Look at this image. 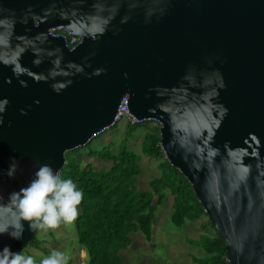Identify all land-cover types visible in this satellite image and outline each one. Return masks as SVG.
<instances>
[{
	"label": "water",
	"instance_id": "water-1",
	"mask_svg": "<svg viewBox=\"0 0 264 264\" xmlns=\"http://www.w3.org/2000/svg\"><path fill=\"white\" fill-rule=\"evenodd\" d=\"M0 4L29 18L16 24V36L46 34L21 59L30 69L20 76L27 87L0 65V100H9L0 127V173L10 158L20 160L15 179L0 174V192L7 196L26 186L42 163L61 173L68 152L115 126L127 97L133 117L158 122L165 159L187 179L225 241L227 263L264 264V0ZM51 29L81 41L71 49L49 36ZM57 48L65 63L85 69L59 95L37 79L52 67L56 57L49 52ZM34 59L43 63L35 66ZM98 68L106 72L91 75ZM55 71L52 79L63 77ZM36 238L26 226L20 241L0 236V249L20 251Z\"/></svg>",
	"mask_w": 264,
	"mask_h": 264
},
{
	"label": "trees",
	"instance_id": "trees-1",
	"mask_svg": "<svg viewBox=\"0 0 264 264\" xmlns=\"http://www.w3.org/2000/svg\"><path fill=\"white\" fill-rule=\"evenodd\" d=\"M144 126L147 130L142 141V154L155 159L161 172L159 178L150 182L151 190L145 192L137 188L142 157L128 148L129 140ZM159 130V124L150 121L137 125L129 123L117 153H114L112 143L101 151L90 150V157L112 164L108 170L97 171L91 165L82 167L78 153L88 145L66 154V165L60 174L71 177L84 193L74 228L78 245L87 253L86 264H125L122 253L132 245L130 236L140 233L147 242L151 241L157 210L168 194L173 198L171 223L175 228L181 229L188 222L205 219L202 227L214 229L187 179L165 159ZM98 138L99 135L92 140ZM214 231V236L203 235L189 241L191 246L206 253L201 258L192 256L195 264H228L226 243ZM30 246L44 251L38 238Z\"/></svg>",
	"mask_w": 264,
	"mask_h": 264
},
{
	"label": "clouds",
	"instance_id": "clouds-1",
	"mask_svg": "<svg viewBox=\"0 0 264 264\" xmlns=\"http://www.w3.org/2000/svg\"><path fill=\"white\" fill-rule=\"evenodd\" d=\"M26 11L32 12L31 6ZM46 11L51 12V9ZM28 20L27 16H18L15 10L5 8L0 4V65L11 68L22 87L28 85L26 81L20 79V76L30 71L21 64L23 55L36 50L38 42L42 43L46 40L44 33H38L33 37L16 36V24H26ZM75 31L77 34L86 36L94 34L91 31L84 32L79 28ZM13 40L16 41L15 44ZM49 55L56 57L49 61L52 67L46 74H37V79L46 83L50 82L52 91L59 95L72 85L73 77L85 74V69L84 66L72 61L65 63L61 49L51 50ZM41 63L43 61L40 59L33 60L35 66ZM72 69L75 71H71ZM55 70L62 71L63 77L52 79L57 76ZM105 72L106 69L98 68L91 75L98 76ZM10 81L9 79L7 82ZM223 86L222 81L221 87ZM35 103L39 104V101ZM8 104L7 98L0 100V127L4 126V114ZM20 112L21 115L28 114L24 109ZM227 112L228 109L223 108V114L226 115ZM8 126L11 127V122ZM19 170L20 160L12 157L9 159L7 169L0 174L9 179H15ZM83 199V191L78 188L71 177L66 178L50 164L42 163L26 186L9 192L7 196L0 192V236L7 235L12 240L20 241L24 238L26 226L27 230L35 235L38 233L47 235L50 231L59 229L61 225H73L79 217ZM70 260L71 256L59 249H53L39 259L35 255L27 254L24 248L20 251H13L10 245H6L0 249V264H70Z\"/></svg>",
	"mask_w": 264,
	"mask_h": 264
},
{
	"label": "rangeland",
	"instance_id": "rangeland-1",
	"mask_svg": "<svg viewBox=\"0 0 264 264\" xmlns=\"http://www.w3.org/2000/svg\"><path fill=\"white\" fill-rule=\"evenodd\" d=\"M128 124L126 119L118 121L115 126L101 133L98 139L92 140L87 149H82L78 153L82 158V167L87 168L88 165H91L97 171L110 169L112 166L110 162L92 158L89 156V152L90 150L101 151L112 143L114 145L113 151L117 153L118 146L125 138ZM147 127H152V125ZM147 127L138 129L134 137L128 142L129 150L142 157L141 174L138 177L137 188L144 192L150 191V182L161 175L158 162L142 154V141ZM172 213L173 198L168 194L157 210L152 227L151 241L147 242L140 233L130 236L132 245L122 253L125 264H195L192 256L200 258L206 256L203 250L191 246L189 241L198 240L203 235L214 236V229L202 227L205 219L192 223L188 222L181 229H177L171 223ZM37 238L41 241V248L46 253L30 246L24 249L27 254L35 255L39 259L51 250L59 249L66 251L71 256L70 264H86L87 253L78 245V235L74 224L61 225L59 229L52 230L47 235L38 233Z\"/></svg>",
	"mask_w": 264,
	"mask_h": 264
},
{
	"label": "built area",
	"instance_id": "built-area-1",
	"mask_svg": "<svg viewBox=\"0 0 264 264\" xmlns=\"http://www.w3.org/2000/svg\"><path fill=\"white\" fill-rule=\"evenodd\" d=\"M49 36H53L55 38H63L66 42V46L74 49L77 45H79L81 39L74 34L66 31V30H60V29H51L48 32ZM122 119H126L128 123L132 125H137V124H142L148 121L145 120H137L135 117H133L129 111H128V98L124 97L122 104L119 108L118 116L116 118V123ZM153 122L154 124H158L157 121L153 120L150 121Z\"/></svg>",
	"mask_w": 264,
	"mask_h": 264
}]
</instances>
